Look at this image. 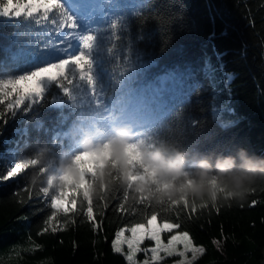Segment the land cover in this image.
I'll return each instance as SVG.
<instances>
[{
	"label": "trees",
	"instance_id": "trees-1",
	"mask_svg": "<svg viewBox=\"0 0 264 264\" xmlns=\"http://www.w3.org/2000/svg\"><path fill=\"white\" fill-rule=\"evenodd\" d=\"M103 11L110 17L93 29L102 43L96 93L113 108V124L124 108L132 112L136 134L123 148L113 149L112 141L97 156L81 157L94 115L80 99L52 85L43 100H26L15 116L6 111L7 101L0 104V177L16 163L24 165L19 176L0 180V264H40L46 258L48 264H127L113 250L115 233L145 222L153 211L158 222L180 224L166 239L186 231L194 245L206 249L194 264H264V184L243 202L187 195L157 202L160 188L143 157L158 149L170 159L180 154L192 179L202 161L215 173L229 157L236 169L245 157L264 159V0H105ZM51 18H0V78L22 74L38 55H62V29ZM138 29L151 36L150 43L138 41ZM169 72L178 79L163 81L170 89L163 101L147 103L140 89L161 86ZM34 85L35 79L20 87L27 92ZM218 92L226 104L224 122L214 115ZM76 156L79 167L63 186L69 200H77L76 210L58 212V230L42 232L54 211L49 180ZM184 182L183 176L176 181ZM141 184L155 195L137 191ZM84 197L94 203L99 228L84 215Z\"/></svg>",
	"mask_w": 264,
	"mask_h": 264
},
{
	"label": "snow or ice",
	"instance_id": "snow-or-ice-1",
	"mask_svg": "<svg viewBox=\"0 0 264 264\" xmlns=\"http://www.w3.org/2000/svg\"><path fill=\"white\" fill-rule=\"evenodd\" d=\"M95 3L96 0H0V18H34V14L38 13L46 21L52 14L51 23L56 25L58 29H67L60 37V43L65 46L61 49L63 55L60 53L50 54L56 57L54 60L46 59L44 55H38L35 62L24 69L22 74H16L10 78H0V104L7 101V112L15 116V110L23 105L26 100L30 102V105L40 102L45 98L49 86L52 85L58 86L65 96L74 95L79 89L84 88L83 85H86L90 91L99 87L98 75L94 68L96 55L102 43L98 36L93 34V29L88 26L87 21L77 15L82 9H89ZM138 15L142 14L138 13ZM36 22L40 23L41 21L37 18ZM125 23H128V30H130V22L125 21ZM138 32H141L138 41L151 42L150 35L143 34L140 29ZM212 35L214 37L215 34ZM73 40H78L81 45L75 50H71L73 49ZM33 79H35V85L25 92L20 85L22 82ZM176 79H178L177 74L169 72L166 77L161 78V86L148 84L140 89V95L149 104H159L163 101V93L170 91L163 86V81H175ZM76 80L82 82V85L74 92L71 86ZM3 116L4 112H0V118ZM23 170L24 165L16 163L0 177V180L13 179L19 176ZM48 198L50 199V207L54 211L45 220L42 232L49 230L55 232L58 229L53 222L57 218V213L62 211L67 215L69 212H74L77 207V200L75 198L69 200L68 191H61V193ZM83 201L86 202L83 209L84 215L88 221L92 222L93 228H99L100 223L97 222L93 211L94 203L89 202L87 197H84ZM104 206L107 207L106 204ZM119 208L123 209V206L119 205ZM179 228L180 224L178 223L166 220L158 222V214L153 211L145 218V222L119 229L115 233L112 247L117 254L122 253L125 256L127 264H159L161 253H165L168 257L178 256L182 258L178 259L176 264H194L199 256L206 253V249L203 246H194L188 232L171 234L167 242L161 239L162 232L173 233L174 229ZM126 232L130 235L126 236ZM145 240L153 242V246L142 247V242ZM214 243L219 244V241H214ZM124 245H126L127 251H125ZM178 245H182V250H178ZM39 247L40 245H35V248L38 249ZM141 252L146 254V258L142 262L137 259ZM149 253L150 255H148Z\"/></svg>",
	"mask_w": 264,
	"mask_h": 264
},
{
	"label": "clouds",
	"instance_id": "clouds-1",
	"mask_svg": "<svg viewBox=\"0 0 264 264\" xmlns=\"http://www.w3.org/2000/svg\"><path fill=\"white\" fill-rule=\"evenodd\" d=\"M130 139L127 129L120 130L113 140V149L123 148ZM92 146V141H88L87 147ZM143 157L160 188L157 202L165 198L173 199L179 195L195 197L197 200L208 199L213 202L221 197L226 202H243L254 186L264 184V159L245 157L243 166L236 169L234 159L229 157L217 164L215 173L208 162L202 161L201 171L197 174L198 178L192 179L184 173V160L180 154L170 159L163 150L158 149L155 152L145 151ZM121 168L124 172V180L127 181V169L123 162H121ZM182 176L185 182L178 185L176 181ZM214 176L215 185L212 183ZM220 187L224 189L223 193L218 191ZM137 191L149 196L155 195L149 184L139 185Z\"/></svg>",
	"mask_w": 264,
	"mask_h": 264
},
{
	"label": "rangeland",
	"instance_id": "rangeland-1",
	"mask_svg": "<svg viewBox=\"0 0 264 264\" xmlns=\"http://www.w3.org/2000/svg\"><path fill=\"white\" fill-rule=\"evenodd\" d=\"M105 0H96L94 5H91L89 9H82L80 12L77 13L83 20H86L88 26L92 29H95L99 26L103 19H108L110 15L103 11ZM67 29H62L60 35L62 36ZM73 49L75 50L80 45L78 40H73ZM65 47V46H64ZM70 50V51H71ZM63 55V53H62ZM96 72V66L94 68ZM54 74V72H53ZM46 75V74H45ZM82 85V82L76 80L73 82V91L75 92L79 89ZM84 88L79 89L72 98H78L81 102L85 103L86 106L90 109L91 114L94 115L93 123L87 128L86 134L89 137V141H92L93 146L91 148L87 147V143L84 145L83 151L80 153L81 157L91 158V155L97 156L99 154V148L102 145H109L117 136L118 132L122 129H127L131 136L130 141L133 139L134 135L136 134V119L132 115V112L125 109L121 117H115V123L113 124V108L108 106L104 101V96L100 93H96V89H92L91 91L86 85H83ZM226 113V104L223 101V96L221 93H217L215 99V107H214V115L218 121L224 122L227 119L225 116ZM118 124V127H117ZM79 157H74L68 166H66L65 170L59 172L57 176H53L49 180V186L54 190L55 195L64 191V183L69 178V176L75 172V170L79 167ZM168 233L164 231L161 233V239L164 242H167V239L164 237V234ZM178 234V233H177ZM126 236L130 235V233H125ZM149 241L145 240L142 243ZM194 245V244H193ZM142 246V245H141ZM153 246H147L151 247ZM196 246V245H194ZM143 247V246H142ZM125 251H127L126 245H124ZM178 250H182V245H178ZM264 253V248H263ZM139 254L143 256L140 258ZM137 256L138 261H143L146 258V254L141 252ZM150 255V253L148 254ZM161 260L170 259V262L167 264H176L178 259H182L178 256L168 257L165 253H161ZM191 258L189 254V259ZM50 261L49 258H46L40 262V264H48Z\"/></svg>",
	"mask_w": 264,
	"mask_h": 264
},
{
	"label": "bare ground",
	"instance_id": "bare-ground-1",
	"mask_svg": "<svg viewBox=\"0 0 264 264\" xmlns=\"http://www.w3.org/2000/svg\"><path fill=\"white\" fill-rule=\"evenodd\" d=\"M129 236V235H128ZM143 244V243H142Z\"/></svg>",
	"mask_w": 264,
	"mask_h": 264
}]
</instances>
